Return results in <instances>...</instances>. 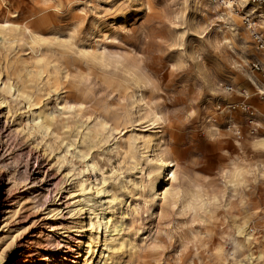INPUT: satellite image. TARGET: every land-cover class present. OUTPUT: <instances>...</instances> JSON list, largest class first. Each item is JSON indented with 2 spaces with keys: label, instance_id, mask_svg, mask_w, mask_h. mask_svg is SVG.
<instances>
[{
  "label": "rangeland",
  "instance_id": "1",
  "mask_svg": "<svg viewBox=\"0 0 264 264\" xmlns=\"http://www.w3.org/2000/svg\"><path fill=\"white\" fill-rule=\"evenodd\" d=\"M0 5V16L40 33L0 29V264H96L104 239L117 244L106 264H264V101L250 65L259 54L239 11L230 7L226 21L210 0ZM221 81L250 96L225 92ZM224 98L252 105L259 128L238 105L208 122ZM149 107L165 120L174 190L197 192L204 205L149 192L160 150ZM37 116L48 130L32 128ZM82 176L91 190L79 188ZM84 197L112 220L91 248L79 221H93V211L71 212Z\"/></svg>",
  "mask_w": 264,
  "mask_h": 264
},
{
  "label": "bare ground",
  "instance_id": "2",
  "mask_svg": "<svg viewBox=\"0 0 264 264\" xmlns=\"http://www.w3.org/2000/svg\"><path fill=\"white\" fill-rule=\"evenodd\" d=\"M238 1H240L241 3H244L245 0H238ZM248 3H247V6H248ZM3 9L4 8L0 5V12L4 11ZM230 12H231L230 6L224 7L222 9V11H220L219 16L226 21L230 20L231 19L230 14H232V12L231 13ZM261 20H262V23L264 25V16H262ZM16 26H17V28L21 26L20 30L22 32H28L31 35V37L35 38V36L40 35V33L38 31L31 28V25L29 23H24V24L17 23V22L12 21L8 18H5V16H0V29L1 30H3V29L12 30ZM227 27H229V26H227ZM97 58H99V57H97ZM106 58H108V57H106ZM255 84H257V82ZM136 85H137V83H136ZM257 86L258 85H256V88L259 89L260 87L259 86L257 87ZM140 95H141L140 100L142 102L144 101V103H147L144 100L142 93ZM147 113L150 116V120H151L150 124H152L154 128L155 127L158 128V130H156V132L153 134L154 138L151 141L153 142L154 147H156L158 150L160 149L159 152L156 153L155 166H153L151 168V170L147 172L148 176L152 179H154L156 177L157 178L161 177L160 179L156 178V180H154V182L152 183V185L150 187L149 192H151L153 199L159 198L158 201L160 202V200L164 201L165 199L170 197L174 200V202L172 201L173 203L178 201V202H180V204L182 206L186 205L187 208H194L198 205L199 206L204 205L205 204L204 200L202 199V197L197 192H193V191L192 192L191 191L185 192L181 189L174 190V188H177V173L175 171V164L176 163H175L174 159H172L170 157L169 152L166 150L165 137H164V132L162 130V126L165 125V120H164L163 116L156 109H154L152 107H149ZM39 118H40L39 116L36 117L37 121L34 122V126L32 128L36 129V130H41V129L48 130L50 128V122L47 120H42V119L39 120ZM213 118H216V117L213 115ZM210 124H212V123H210ZM204 129L206 132H209V134H211V135L217 134L219 131L218 127L213 126V125H204ZM146 135L148 136V134H140V136L142 138ZM263 145H264V141H263ZM92 169H93V167H92ZM240 174H241L240 171H235V179H234L235 182L232 183L233 185L236 182H238ZM87 181H88V185L86 184ZM159 181H162V183L160 184L162 187L161 191H159L160 189H157V186L160 183ZM86 185H87V187H86ZM92 185H93V182L90 181L89 177H83L82 176V178L79 181V188L81 189V191L86 190V188L88 190H91ZM191 186H193V185L191 184ZM95 193L98 194L101 198H104V193H108V188H103V189L95 188ZM71 197H74V196H71ZM91 200L92 199L86 198V197H84L81 200H75L76 203L73 204V206H72L73 208L71 209L72 214L76 213V214H79L81 216H83V214H84V208L85 207H88L94 213V220L93 221H89V223H84L83 217H82V220L79 221V226H81L83 228H87L90 230V235L87 238L88 239L87 242H88V245L90 248H91L92 243L98 242L99 233H100V230H102V227H108L109 228V226L112 224V220L110 218L109 212L106 211L104 208L100 212H95L94 206H95L96 202L95 201L93 202ZM99 201H101V199ZM122 201H123V199H122ZM90 202H91V204H89ZM113 227H114V224H113ZM93 230H95L98 233V235L95 238H93L91 236L93 234V232H92ZM113 242H114L113 245H110L104 239L103 245H104L105 250L101 251L99 260L96 264H106L107 260L112 259V255H110L109 253H106V250H108V252L113 251L117 247L115 240ZM89 259H91V258H89Z\"/></svg>",
  "mask_w": 264,
  "mask_h": 264
},
{
  "label": "built area",
  "instance_id": "3",
  "mask_svg": "<svg viewBox=\"0 0 264 264\" xmlns=\"http://www.w3.org/2000/svg\"><path fill=\"white\" fill-rule=\"evenodd\" d=\"M213 3L220 5L221 7H228L230 6L234 11H239L241 14L242 22L245 25L246 29L248 30L252 43L256 51L258 52L259 56L253 59L250 63L251 69L255 71L259 75V83L258 86L260 87L257 92L259 97L264 101V25L262 23V16H264V0H248L247 7H239L237 0H210ZM221 89L225 92L231 93L234 92L243 99H247L250 96L248 89L240 88L237 92L232 82L221 81L219 83ZM223 102H219L217 106H214V116L216 118L210 117L208 122L217 121L218 118L224 115L225 109H233L236 105H238L249 120L253 131H256L257 128L260 126V121L258 119L257 112L255 108L246 103L244 101H240L238 104L232 102L231 100H226L225 98L222 99ZM221 103L223 106L221 107ZM223 111V112H222ZM222 112V113H221ZM227 125L226 128L229 131H232L235 135L240 134V130L238 125L233 121V119L229 118L226 120Z\"/></svg>",
  "mask_w": 264,
  "mask_h": 264
}]
</instances>
